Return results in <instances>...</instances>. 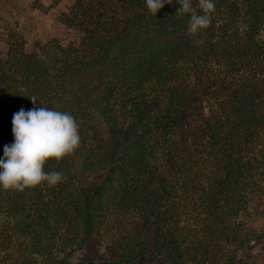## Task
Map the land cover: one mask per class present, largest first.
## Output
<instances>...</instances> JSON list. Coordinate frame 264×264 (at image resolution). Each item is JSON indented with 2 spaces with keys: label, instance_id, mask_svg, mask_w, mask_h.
Wrapping results in <instances>:
<instances>
[{
  "label": "trees",
  "instance_id": "16d2710c",
  "mask_svg": "<svg viewBox=\"0 0 264 264\" xmlns=\"http://www.w3.org/2000/svg\"><path fill=\"white\" fill-rule=\"evenodd\" d=\"M214 4L195 35L176 0L155 16L73 0L64 37L32 51L5 30L0 156L13 114L40 103L75 118L80 144L45 162L55 186L0 188V264H264V0Z\"/></svg>",
  "mask_w": 264,
  "mask_h": 264
},
{
  "label": "clouds",
  "instance_id": "9594fccd",
  "mask_svg": "<svg viewBox=\"0 0 264 264\" xmlns=\"http://www.w3.org/2000/svg\"><path fill=\"white\" fill-rule=\"evenodd\" d=\"M166 3H172V0H145L146 8L153 16ZM176 3L180 5L176 12L189 17L188 33L195 35L209 26L215 9L214 0H198L199 13L193 0H176ZM30 99L34 104L38 101L35 96ZM40 105L28 110L21 108L12 116L13 141L4 145L0 156L2 189L23 191L42 183L55 186L62 180V174L45 171V162L61 160L80 144L78 124L69 112Z\"/></svg>",
  "mask_w": 264,
  "mask_h": 264
},
{
  "label": "rangeland",
  "instance_id": "374dc122",
  "mask_svg": "<svg viewBox=\"0 0 264 264\" xmlns=\"http://www.w3.org/2000/svg\"><path fill=\"white\" fill-rule=\"evenodd\" d=\"M73 0H0V54L6 50L5 30L9 27L20 32L26 41L27 51L36 50L38 44L44 45L53 38H63L65 28L59 22V16L72 4ZM102 128V132L104 133ZM105 134V133H104ZM261 202L253 201L248 211L239 217L247 228H257L263 223L259 218ZM95 241L96 249L89 248V257L104 255L108 236ZM104 239V240H103ZM260 244L250 246L246 251L252 256L260 251ZM244 251V253H246ZM164 264V263H162Z\"/></svg>",
  "mask_w": 264,
  "mask_h": 264
}]
</instances>
